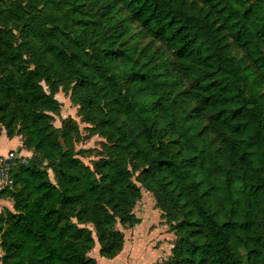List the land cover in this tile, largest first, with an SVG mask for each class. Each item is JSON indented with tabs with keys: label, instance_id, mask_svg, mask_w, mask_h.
Segmentation results:
<instances>
[{
	"label": "trees",
	"instance_id": "trees-1",
	"mask_svg": "<svg viewBox=\"0 0 264 264\" xmlns=\"http://www.w3.org/2000/svg\"><path fill=\"white\" fill-rule=\"evenodd\" d=\"M60 86L107 141L92 169ZM2 131L33 153L0 189L2 264L113 259L141 187L177 236L156 264H264V0H0Z\"/></svg>",
	"mask_w": 264,
	"mask_h": 264
},
{
	"label": "rangeland",
	"instance_id": "rangeland-1",
	"mask_svg": "<svg viewBox=\"0 0 264 264\" xmlns=\"http://www.w3.org/2000/svg\"><path fill=\"white\" fill-rule=\"evenodd\" d=\"M1 27L10 29L6 25ZM39 84L45 92H48L44 82ZM53 98L58 104L57 110L47 112L51 116L52 125L55 128H60L62 120L72 119L78 130V134L71 138L72 147L76 156L92 169L95 161L108 154L106 139L93 128L92 124L83 120L79 115V106L73 102L70 89L58 87ZM7 143L2 139V148ZM31 154L33 155V153ZM49 176L52 180L54 179L51 171H49ZM5 200L9 202L11 208V200ZM132 212L141 220V223L132 228H123L119 223L116 224V229L124 235L123 248L116 257L113 259L100 257L97 242L89 251L88 256L94 258L97 264H156L170 257L177 236L170 229L169 222L163 216V212L157 207L155 196L141 187V198ZM88 226L93 229L91 224ZM1 256L2 251L0 250ZM0 264L2 263L0 262Z\"/></svg>",
	"mask_w": 264,
	"mask_h": 264
},
{
	"label": "built area",
	"instance_id": "built-area-1",
	"mask_svg": "<svg viewBox=\"0 0 264 264\" xmlns=\"http://www.w3.org/2000/svg\"><path fill=\"white\" fill-rule=\"evenodd\" d=\"M32 158L31 153H22L16 150H10L4 155H0V183L1 189L11 185L9 171L12 168L21 165H27Z\"/></svg>",
	"mask_w": 264,
	"mask_h": 264
},
{
	"label": "crops",
	"instance_id": "crops-1",
	"mask_svg": "<svg viewBox=\"0 0 264 264\" xmlns=\"http://www.w3.org/2000/svg\"><path fill=\"white\" fill-rule=\"evenodd\" d=\"M2 139H4L6 142H8L6 144V146H4V148H2V145H1ZM10 150H16V151H18V152L20 151L22 153H32L31 150H28L25 147H23L21 137L15 136V137L9 139L6 137L5 133L2 131L0 134V155H4ZM0 187H1V183H0ZM3 207L4 208H10L9 202L4 200V199H0V211L3 209Z\"/></svg>",
	"mask_w": 264,
	"mask_h": 264
}]
</instances>
